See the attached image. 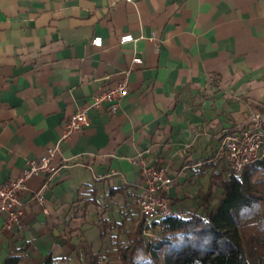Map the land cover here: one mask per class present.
<instances>
[{
	"label": "crops",
	"instance_id": "obj_1",
	"mask_svg": "<svg viewBox=\"0 0 264 264\" xmlns=\"http://www.w3.org/2000/svg\"><path fill=\"white\" fill-rule=\"evenodd\" d=\"M135 55L144 62L132 68ZM128 70L117 112L90 110V126L61 142L65 167L27 182L19 224L0 217V264L23 248L21 264L49 253L83 264L84 241L118 253V224L142 218L139 152L169 169L176 210L199 211L228 165L225 136L264 113V0H0V181L57 146L67 119Z\"/></svg>",
	"mask_w": 264,
	"mask_h": 264
},
{
	"label": "trees",
	"instance_id": "obj_2",
	"mask_svg": "<svg viewBox=\"0 0 264 264\" xmlns=\"http://www.w3.org/2000/svg\"><path fill=\"white\" fill-rule=\"evenodd\" d=\"M218 180L215 191L199 193V211L162 217L150 226L144 218L118 224L114 245L121 264H264V157L239 174L228 164ZM75 248L83 264H110L86 241ZM24 250L4 264H21ZM42 264L63 263L49 253Z\"/></svg>",
	"mask_w": 264,
	"mask_h": 264
},
{
	"label": "built area",
	"instance_id": "obj_3",
	"mask_svg": "<svg viewBox=\"0 0 264 264\" xmlns=\"http://www.w3.org/2000/svg\"><path fill=\"white\" fill-rule=\"evenodd\" d=\"M134 3L135 0H117ZM136 41L133 34H124L120 38V44H128ZM91 44L95 47L103 46V38L96 36ZM144 59L135 55L132 58V68L143 64ZM128 70L125 77L108 89L97 91L91 98V102L83 106L71 115L64 126L61 140L57 146L50 147L39 158L29 160L27 167L17 178L8 181H0V217H4V226L8 229L19 224L24 214L21 202V193L26 188L27 182L40 174L54 176L65 167L64 162H56L57 154L61 150V142L69 139L74 133L90 126L89 112L92 109H101L106 106L110 112H117L121 101L129 94ZM221 150L233 173L239 174L246 167L264 157V113L255 112L248 118L243 127L225 136ZM133 163L139 168L143 182L136 198V208L142 218L146 220V226H150L155 220L162 217L187 216V210H176L168 194L175 181L166 167H158L150 164L143 152H139L133 159ZM80 165V164H77ZM36 201L41 205L45 213L49 212L46 205L44 189L35 194ZM146 234H148L146 232Z\"/></svg>",
	"mask_w": 264,
	"mask_h": 264
},
{
	"label": "rangeland",
	"instance_id": "obj_4",
	"mask_svg": "<svg viewBox=\"0 0 264 264\" xmlns=\"http://www.w3.org/2000/svg\"><path fill=\"white\" fill-rule=\"evenodd\" d=\"M147 233H148L147 236H154L153 234H155V236L157 235V233H153L151 231H148ZM123 236H124L123 239L126 240V236L125 235ZM105 257L110 262V264H121L118 253H114V254L109 253Z\"/></svg>",
	"mask_w": 264,
	"mask_h": 264
}]
</instances>
